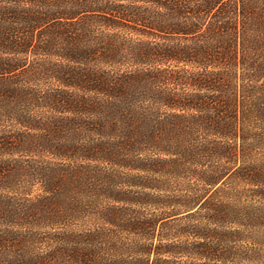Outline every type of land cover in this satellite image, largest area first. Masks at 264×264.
<instances>
[{
  "label": "trees",
  "instance_id": "trees-1",
  "mask_svg": "<svg viewBox=\"0 0 264 264\" xmlns=\"http://www.w3.org/2000/svg\"><path fill=\"white\" fill-rule=\"evenodd\" d=\"M0 264H264V0H0Z\"/></svg>",
  "mask_w": 264,
  "mask_h": 264
}]
</instances>
